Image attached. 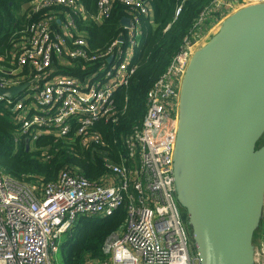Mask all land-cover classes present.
I'll return each instance as SVG.
<instances>
[{
	"label": "built area",
	"instance_id": "built-area-1",
	"mask_svg": "<svg viewBox=\"0 0 264 264\" xmlns=\"http://www.w3.org/2000/svg\"><path fill=\"white\" fill-rule=\"evenodd\" d=\"M112 1L98 0L91 16L78 0H35L31 12L45 8L69 12L32 24L15 61L0 55V90L27 85L11 99L0 97V108L17 125V136H29L30 145L42 136L58 138L71 131L81 136L94 122L110 115L114 93L127 85L133 73L130 62L140 36L135 12L147 16L150 10L138 0H121L133 9L125 18V39L116 40L102 54L89 56L86 40L72 36L75 17L91 16L99 23L108 17ZM213 5L217 7L216 0L200 15L150 89L141 126L123 138V155H119L117 166L108 167L106 176L89 183L76 172H62L54 182L40 185L0 174V264H52L60 238L79 219L108 218L120 209L124 211L122 228L102 246L106 260H87L85 264H199L196 254H190V237L176 201L175 114L181 81L197 43L194 37L200 36V27ZM53 23L58 31L52 28ZM76 59L97 65L96 69L79 79L63 75L58 67ZM25 67L35 73L34 79L23 75ZM97 141L98 137L92 136L82 144ZM254 264H264V249L259 244Z\"/></svg>",
	"mask_w": 264,
	"mask_h": 264
},
{
	"label": "water",
	"instance_id": "water-1",
	"mask_svg": "<svg viewBox=\"0 0 264 264\" xmlns=\"http://www.w3.org/2000/svg\"><path fill=\"white\" fill-rule=\"evenodd\" d=\"M26 86L0 90V97ZM263 135L261 3L221 22L192 54L180 85L173 181L199 264H254L264 204V145H256Z\"/></svg>",
	"mask_w": 264,
	"mask_h": 264
},
{
	"label": "trees",
	"instance_id": "trees-1",
	"mask_svg": "<svg viewBox=\"0 0 264 264\" xmlns=\"http://www.w3.org/2000/svg\"><path fill=\"white\" fill-rule=\"evenodd\" d=\"M34 1L0 0V55L10 61H15L24 48L29 38L27 29L32 24L53 15L58 16L61 11L69 12L64 8H45L31 12L30 6ZM78 1L86 15L96 13L98 0ZM138 1L148 7L150 13L139 16L135 12L139 19L140 36L130 62L133 73L127 85L114 93L108 118L97 120L81 136L72 131L58 138L42 136L30 145L29 136H17V126L10 120L9 113L0 108L1 175L18 182L43 185L54 182L62 172H76L87 182L95 183L109 173L108 167L118 165V157L123 155V138L141 126L150 89L179 52L200 15L213 3V0ZM179 6V14L175 16ZM132 10L121 0H114L110 4L108 17L99 23L93 22L91 16L75 17L72 38L80 35L86 40V52L91 53L89 56L102 54L116 40L125 39V30L120 21L128 18ZM213 19L207 15L200 29L206 30ZM52 28L58 31L55 23ZM67 46L69 47V42ZM96 66L76 59L58 69L63 75L79 79L95 70ZM23 75L28 80L35 78V73L29 67L24 68ZM92 136L98 137L97 143L82 144V140ZM179 209L186 224V213L181 207ZM123 222L122 209L108 218L79 219L68 232L65 241L58 245L63 259L61 264H85L87 260L103 263L106 260L102 252L103 243L122 228ZM52 258L53 255L51 263L58 264Z\"/></svg>",
	"mask_w": 264,
	"mask_h": 264
},
{
	"label": "rangeland",
	"instance_id": "rangeland-1",
	"mask_svg": "<svg viewBox=\"0 0 264 264\" xmlns=\"http://www.w3.org/2000/svg\"><path fill=\"white\" fill-rule=\"evenodd\" d=\"M216 5H217V7L215 8L213 5L211 10L208 13L209 16H212L214 18L212 20V22L210 21L208 23V28L204 32L200 31L201 33H200V36H198V38L194 37L195 41L197 40V43L195 44L193 53L196 50L200 49L203 45H205L209 41V39L217 33L221 22H223L228 16L235 13L237 10L244 8V7H247V6H250L252 4L250 2L248 3L245 0H216ZM195 33L197 34L198 32L195 31ZM2 111H3V108H2ZM175 115H176V121L178 122V106H177ZM37 128H39V127H37ZM46 129H48V127H46L43 130H46ZM263 144H264V135H263L262 141L260 143H258V145H256V148L262 146ZM185 226H186V230L188 232V235L190 237V254L194 255V254H196V252H195V247H194V244L192 241L191 230H190V227L187 225V220H186ZM68 235H69V233L62 236L60 238V242L58 243V245L60 243H63L66 239V236H68ZM258 235H259V229H257V231L253 235L252 244H253L254 250H256V248H257ZM53 256H54V258H52V261L55 260L58 264H61V262H63V259H62L58 250Z\"/></svg>",
	"mask_w": 264,
	"mask_h": 264
},
{
	"label": "crops",
	"instance_id": "crops-1",
	"mask_svg": "<svg viewBox=\"0 0 264 264\" xmlns=\"http://www.w3.org/2000/svg\"><path fill=\"white\" fill-rule=\"evenodd\" d=\"M202 31H205V30H202ZM258 229H259V235L257 238V245L258 244L261 245L264 249V204H263L262 216H261Z\"/></svg>",
	"mask_w": 264,
	"mask_h": 264
}]
</instances>
